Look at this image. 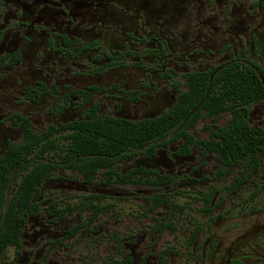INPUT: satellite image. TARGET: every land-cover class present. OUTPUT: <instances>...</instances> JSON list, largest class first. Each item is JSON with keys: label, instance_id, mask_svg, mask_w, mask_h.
<instances>
[{"label": "flooded vegetation", "instance_id": "af4514ba", "mask_svg": "<svg viewBox=\"0 0 264 264\" xmlns=\"http://www.w3.org/2000/svg\"><path fill=\"white\" fill-rule=\"evenodd\" d=\"M0 171V264H264V0H0Z\"/></svg>", "mask_w": 264, "mask_h": 264}, {"label": "trees", "instance_id": "16d2710c", "mask_svg": "<svg viewBox=\"0 0 264 264\" xmlns=\"http://www.w3.org/2000/svg\"><path fill=\"white\" fill-rule=\"evenodd\" d=\"M214 102L215 104H222L223 99L214 97ZM222 106V105H221ZM222 108V107H221ZM234 125H242L240 123V118L236 117L235 121L233 122ZM232 138L229 140L228 143V150L232 154V158L234 161H238L240 157L243 155L244 151H247L246 148L243 146V142L247 139L243 136V134L238 130L235 132H232ZM255 138L252 137L251 140H254ZM256 140V139H255ZM254 140V141H255ZM28 150L27 146L24 147H18L15 148L13 147L12 150H9L6 156V160L3 163L5 166V171L6 172H12L14 171L21 162L25 161L27 159V153L26 151ZM220 150L221 155H225V157H228L223 151V147L218 148ZM253 166V171L255 172L256 167H257V161L252 162ZM247 171V169H245ZM4 172L0 171V221L1 226H0V257L4 251V249L11 244H18V237L21 232V227L24 221V215L19 214V210H21L22 207H24L26 204L29 203L30 199V194H31V189H32V182H33V175L34 172L32 170L28 171V175L23 178L22 184L20 185V209L16 210L15 204H16V199L17 197H13L11 200L8 201L7 203V208L4 213L3 211V201H4V192L7 187V184L9 182V177H2V174ZM242 182V179L240 177L235 179V182L232 184V188H234L236 185H239ZM264 189V183L263 186L258 187L256 189V192L259 191V189Z\"/></svg>", "mask_w": 264, "mask_h": 264}, {"label": "rangeland", "instance_id": "374dc122", "mask_svg": "<svg viewBox=\"0 0 264 264\" xmlns=\"http://www.w3.org/2000/svg\"><path fill=\"white\" fill-rule=\"evenodd\" d=\"M232 178V176H230ZM253 189V186H247V188L245 189V191L242 192V196H246L248 193L251 192V190ZM239 197H232V201H231V207H230V216H231V223L229 224V228H231V235H236V234H240L243 231V223L242 221L244 220L245 217L239 218L241 216L240 210L237 207V205L239 204ZM255 203V208H261L264 210V190L255 198L254 202ZM243 205V204H242ZM254 206V204H250V206ZM248 208H249V204H248ZM247 208V210H248ZM247 218V217H246ZM261 219H264V211L261 214ZM247 220V219H246ZM251 219H248L247 221H251ZM179 263V261L174 260L173 264H177Z\"/></svg>", "mask_w": 264, "mask_h": 264}]
</instances>
